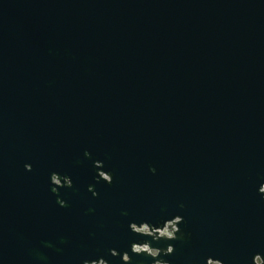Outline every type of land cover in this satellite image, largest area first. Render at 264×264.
<instances>
[{
  "label": "water",
  "instance_id": "water-1",
  "mask_svg": "<svg viewBox=\"0 0 264 264\" xmlns=\"http://www.w3.org/2000/svg\"><path fill=\"white\" fill-rule=\"evenodd\" d=\"M261 183L264 0H0V264H251Z\"/></svg>",
  "mask_w": 264,
  "mask_h": 264
},
{
  "label": "clouds",
  "instance_id": "clouds-1",
  "mask_svg": "<svg viewBox=\"0 0 264 264\" xmlns=\"http://www.w3.org/2000/svg\"><path fill=\"white\" fill-rule=\"evenodd\" d=\"M85 155L88 156L89 153L85 152ZM94 166L98 169L97 172L98 180H103L106 183L112 182V176L108 172L99 170L102 168V163L100 161H95ZM24 167L26 171L31 170V166L28 164H25ZM53 176L59 177L55 173L51 175V177ZM260 185H264V183H261ZM67 187H71V180L69 178H68ZM88 190L92 192L93 196L97 195V193L93 191L91 187H89ZM51 191H53V189H51ZM258 193L260 194L261 199L264 200V191L258 190ZM63 206H65V203L62 205V207ZM181 223H183V217H181L180 215H176L171 219H166L163 222L162 226L151 225L147 222H140L139 224L135 222H131L129 223L128 227L131 232L139 236L150 237L152 241H159L161 239L171 241L178 239L177 233H180V228L178 227V225ZM180 236L182 237L183 233H180ZM130 250L131 253L135 255L145 254L151 257L152 264H169L167 260L160 259L158 257H160L161 255L163 256L171 255L174 252V247L172 244H168L166 248L162 250L157 247H152L150 241L144 240L142 242L131 243ZM109 254L113 257L118 255L117 251L114 249H109ZM119 255L122 264H131V257L129 256L127 251ZM84 264H108V262L105 259L100 258L91 261L86 260L84 261ZM205 264H223V262L220 259L206 258ZM251 264H264V256L260 254L253 255Z\"/></svg>",
  "mask_w": 264,
  "mask_h": 264
}]
</instances>
